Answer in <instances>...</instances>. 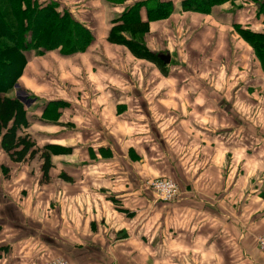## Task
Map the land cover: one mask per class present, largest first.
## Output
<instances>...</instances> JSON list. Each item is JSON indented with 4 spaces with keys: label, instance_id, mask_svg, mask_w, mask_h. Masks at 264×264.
<instances>
[{
    "label": "crops",
    "instance_id": "0c3cea01",
    "mask_svg": "<svg viewBox=\"0 0 264 264\" xmlns=\"http://www.w3.org/2000/svg\"><path fill=\"white\" fill-rule=\"evenodd\" d=\"M35 1L57 3L93 41L70 56L24 53L26 132L58 150L43 180L41 161L0 148V264H264V69L236 32L264 35V0L209 14L160 0L172 13L152 22L141 9L142 42L168 64L108 41L140 0ZM155 70L160 80L142 76ZM158 178L177 184L176 201L157 200Z\"/></svg>",
    "mask_w": 264,
    "mask_h": 264
},
{
    "label": "trees",
    "instance_id": "16d2710c",
    "mask_svg": "<svg viewBox=\"0 0 264 264\" xmlns=\"http://www.w3.org/2000/svg\"><path fill=\"white\" fill-rule=\"evenodd\" d=\"M120 3L118 0H113ZM113 1H111L113 3ZM226 0H182V11L209 14L213 7ZM35 0H0V148L12 163L41 161L40 172L43 180L51 168V154L57 153V147H38L26 132L28 125L25 101L15 95V89L22 90L17 83L22 74L26 51H56L64 56L84 52L92 43L89 31L74 21L57 3L35 5ZM143 9L149 22L167 18L172 13L170 2L160 0L134 1L125 6L118 21L108 30V41L124 46L143 59L158 60L142 39L147 32V22L140 20ZM116 24V25H115ZM237 27V26H236ZM236 32L251 45L264 69V35L252 34L236 28ZM122 34H125L124 37ZM157 63L161 64L158 60ZM49 104V103H48ZM61 106L56 103L55 110L42 107V118L47 113L56 112ZM61 108V107H59ZM61 149V148H59ZM5 248H1L3 251Z\"/></svg>",
    "mask_w": 264,
    "mask_h": 264
},
{
    "label": "built area",
    "instance_id": "2783aa9c",
    "mask_svg": "<svg viewBox=\"0 0 264 264\" xmlns=\"http://www.w3.org/2000/svg\"><path fill=\"white\" fill-rule=\"evenodd\" d=\"M15 95H19L22 99L26 100L28 94L23 90L15 89ZM27 94V95H26ZM26 95V97H24ZM25 106L28 108L30 104H28L27 100L24 102ZM148 188L154 194L158 201L163 203H173L176 201L179 188L176 183L168 179H154L148 183ZM256 248L257 250L264 256V235L259 236L256 240ZM45 264H70L68 260L64 258H54L47 261Z\"/></svg>",
    "mask_w": 264,
    "mask_h": 264
},
{
    "label": "rangeland",
    "instance_id": "374dc122",
    "mask_svg": "<svg viewBox=\"0 0 264 264\" xmlns=\"http://www.w3.org/2000/svg\"><path fill=\"white\" fill-rule=\"evenodd\" d=\"M159 72L157 71V70H155V72L151 75L150 73H148L147 75H146V77L144 76V75H142L146 80H160V78H159ZM171 75H173V74H171ZM177 75L179 76V77H181L182 79H183V75H182V73H180V74H178L177 73ZM129 77H130V74H129ZM173 77H174V75H173ZM144 78H142L141 77V79H144ZM27 95V94H26ZM26 95L24 96V97H26ZM28 96V95H27ZM28 97H30V96H28ZM28 102V104H30L31 103V98L29 99V101H27ZM34 106H32V104L31 105H29L28 106V108L30 109H32ZM31 109L28 111L29 113L31 112ZM158 179H160V178H158ZM148 187V186H147ZM262 235H264V234H261V235H259V236H262ZM259 236H257V238L259 237ZM257 238H256V240H257ZM254 249H255V251H256V242L254 243ZM258 251V250H257ZM257 254H259L258 252H257ZM260 255V254H259Z\"/></svg>",
    "mask_w": 264,
    "mask_h": 264
},
{
    "label": "water",
    "instance_id": "95a60500",
    "mask_svg": "<svg viewBox=\"0 0 264 264\" xmlns=\"http://www.w3.org/2000/svg\"><path fill=\"white\" fill-rule=\"evenodd\" d=\"M157 57H158L159 61H161L163 64H168L170 61L169 55L160 54Z\"/></svg>",
    "mask_w": 264,
    "mask_h": 264
}]
</instances>
